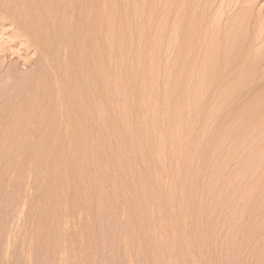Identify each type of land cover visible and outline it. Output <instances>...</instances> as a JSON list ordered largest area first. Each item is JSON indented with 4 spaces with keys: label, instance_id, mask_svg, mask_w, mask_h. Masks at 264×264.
Segmentation results:
<instances>
[{
    "label": "rangeland",
    "instance_id": "374dc122",
    "mask_svg": "<svg viewBox=\"0 0 264 264\" xmlns=\"http://www.w3.org/2000/svg\"><path fill=\"white\" fill-rule=\"evenodd\" d=\"M0 264H264V0H0Z\"/></svg>",
    "mask_w": 264,
    "mask_h": 264
}]
</instances>
